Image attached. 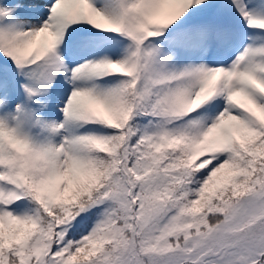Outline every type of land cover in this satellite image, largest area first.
<instances>
[{"label":"snow or ice","instance_id":"1","mask_svg":"<svg viewBox=\"0 0 264 264\" xmlns=\"http://www.w3.org/2000/svg\"><path fill=\"white\" fill-rule=\"evenodd\" d=\"M0 264H264V0H0Z\"/></svg>","mask_w":264,"mask_h":264}]
</instances>
